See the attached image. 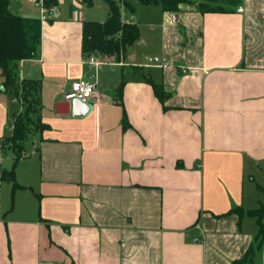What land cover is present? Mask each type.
Returning <instances> with one entry per match:
<instances>
[{
  "label": "crops",
  "instance_id": "1",
  "mask_svg": "<svg viewBox=\"0 0 264 264\" xmlns=\"http://www.w3.org/2000/svg\"><path fill=\"white\" fill-rule=\"evenodd\" d=\"M28 1L9 8L40 19ZM96 1L58 0L37 54L17 63L48 110L16 165L1 143L23 106L2 95L0 69V264H264V240L236 262L264 202V0L123 6L140 37L120 59L91 55L99 64L82 47L84 21L109 16ZM81 79L96 82L92 111L57 113Z\"/></svg>",
  "mask_w": 264,
  "mask_h": 264
},
{
  "label": "trees",
  "instance_id": "2",
  "mask_svg": "<svg viewBox=\"0 0 264 264\" xmlns=\"http://www.w3.org/2000/svg\"><path fill=\"white\" fill-rule=\"evenodd\" d=\"M47 7L58 5V0H43ZM92 5L94 0H83ZM108 5L109 16L104 21L85 20L83 23L82 47L86 56H99L103 59H120L127 47L139 39L140 31L137 23L125 21L122 7L126 6L134 11V0H104ZM142 4H158L163 10L176 13L183 2H192L200 12L220 11L229 12L236 8L239 0H137ZM42 24L39 18L27 17L13 13L9 8V0H0V69L6 88H11L13 93L25 105L15 115L13 132L2 140L4 150L14 152V165L26 155L25 141L32 130L41 129L44 123L41 119V82L39 79H20L16 72L17 63L37 54L41 42ZM156 93L164 94L163 86L154 83ZM118 92H122L120 85ZM14 169L2 175L3 178L15 180ZM16 186L18 184L14 182ZM233 209L239 210V207ZM255 216L259 229L255 235L254 243L250 245L242 262L250 257L261 247L264 240V202L255 209L248 211Z\"/></svg>",
  "mask_w": 264,
  "mask_h": 264
},
{
  "label": "built area",
  "instance_id": "3",
  "mask_svg": "<svg viewBox=\"0 0 264 264\" xmlns=\"http://www.w3.org/2000/svg\"><path fill=\"white\" fill-rule=\"evenodd\" d=\"M33 3L38 4L41 7V14H40V20H47L51 17L56 16L55 8L54 7H47L43 0H31ZM239 10H242V7H238ZM150 60H153L152 58H149ZM89 60L91 62H94L96 64H99L100 61L95 56H90ZM96 89V82L91 79H81L78 81H75L71 84V87L68 91L64 93V98L68 101L73 100L74 98H90ZM197 227H199V224H197ZM197 239H200L197 237ZM54 264V263H49Z\"/></svg>",
  "mask_w": 264,
  "mask_h": 264
},
{
  "label": "water",
  "instance_id": "4",
  "mask_svg": "<svg viewBox=\"0 0 264 264\" xmlns=\"http://www.w3.org/2000/svg\"><path fill=\"white\" fill-rule=\"evenodd\" d=\"M69 106V110L64 106ZM56 112L63 114L71 112L74 116H85L93 109V104L88 98H74L71 101H58L55 105Z\"/></svg>",
  "mask_w": 264,
  "mask_h": 264
},
{
  "label": "rangeland",
  "instance_id": "5",
  "mask_svg": "<svg viewBox=\"0 0 264 264\" xmlns=\"http://www.w3.org/2000/svg\"><path fill=\"white\" fill-rule=\"evenodd\" d=\"M13 1L21 2V0H13ZM22 1L27 2L28 0H22ZM101 2H102L101 4H104V5L106 4L103 0H101ZM99 4H100L99 0H97L95 3V8L98 7ZM132 4L134 5V7L137 8V12H139L140 17L143 15V12H146V10L148 9L147 5L142 4L141 2H139L137 0L132 1ZM13 11H14L13 13L19 14L16 10H13ZM20 79H22V78H20ZM1 86H2V84L0 85V88H1ZM2 95L11 96V95H13V91L11 88L8 87L6 92H2ZM22 106H23L22 108H24L25 105H22ZM18 108H20L22 110L21 105ZM47 110H48V106L46 105V103H45V105L43 103L42 108H41V112H40L41 117H43V113H44V115H45V113H47Z\"/></svg>",
  "mask_w": 264,
  "mask_h": 264
}]
</instances>
